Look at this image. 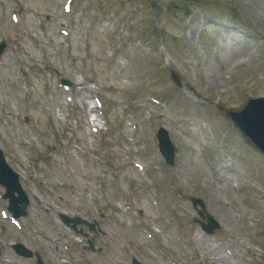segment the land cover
<instances>
[{
    "label": "rangeland",
    "instance_id": "obj_1",
    "mask_svg": "<svg viewBox=\"0 0 264 264\" xmlns=\"http://www.w3.org/2000/svg\"><path fill=\"white\" fill-rule=\"evenodd\" d=\"M173 1L179 2L78 0L79 3H84L85 7L87 4L91 5L92 14L96 9L102 8L114 17L115 23L109 28L110 35L115 41L118 56L123 57L127 63L121 72L117 65H107L103 60L102 47L91 21L76 18L71 41L65 42L62 39L59 35L63 22L61 0H19L18 8L22 19L19 29L14 28L9 21L8 12L14 5L8 0H0V39H5L11 44V54L0 63V139L5 143H13L24 154L18 155L13 161L20 160L24 163L21 169L26 178L34 175L35 181L31 190L39 193L37 196L45 206L49 204L44 200L52 203L55 200L54 194H64V181L68 176L76 180L77 186L82 189L84 168L82 160L73 149V145L79 143L89 151L99 152L108 163H112L117 170L116 176L122 178L127 187L131 185L132 197L141 198L137 199L140 200L138 205L148 208L149 204L144 198L146 192L135 185L138 182L135 172L130 168L129 159L114 144L121 131H128L127 125L124 124L127 121L124 109L130 105L143 123L141 137L146 141L150 152L154 145L150 138L159 125L172 131L174 142L178 146L179 155L175 170L161 167L152 154L145 158L158 179L169 182L176 190L180 189L182 194H190L191 188H197L201 184L211 188L213 194H205L210 210L228 225L227 232L231 236L227 241L228 246L240 248V253L235 252L233 258H226L223 249L226 241L214 238L210 247H214V244L220 247L213 255H207L209 263L212 264L216 261L214 258H217L220 260L216 264H264V218L258 215V211L240 205L227 172H219L214 167L210 169L203 163L202 155L196 147L206 136L214 145L223 139L224 134H218L216 130L217 122L211 119L215 115V108L194 98L189 91L179 90L170 81L168 73L169 70L176 71L185 87L190 85L198 97L227 108L237 109L249 96L263 95L264 0H203L211 7L228 10L241 25L250 27L251 39L247 44L233 40L231 33L218 32L217 28L211 29L212 38L200 35L201 26L196 18L188 24L190 18L183 16ZM151 21L155 24L156 33L148 31L146 39L153 44L162 39L166 41L169 65L163 61L154 62L152 56L137 51L132 43L134 33L149 27ZM191 30L192 41L189 37ZM204 40L210 42L205 43ZM15 59L24 64V75L32 86L28 105L20 100L21 95L14 88L18 85L19 77ZM53 67L63 69L66 76L77 84L89 81L84 83L87 87L84 97L95 93L106 96L108 117L114 122L116 129L109 133L107 143L103 147L96 143L93 148L89 145V137L82 125L79 108L66 110L55 101L54 94H57V91L54 87ZM124 77L132 83L128 89L121 85V79ZM143 85L144 91L141 93L138 89L143 88ZM145 93H153L165 99L172 107L168 115L158 111L159 116L155 118L153 130L148 122H143V110L148 109L143 100ZM59 108L64 117L68 116L64 122L60 121L64 132L65 151L57 161H51L46 158L50 152L46 150L44 139L46 135L49 139H54L50 134V122H56L52 111ZM27 119L28 123L33 122V127H40L37 133H31L22 125ZM221 129L237 134L234 127L224 119L221 120ZM61 131L59 128V135ZM225 140L232 141L230 138ZM22 142L26 148L20 145ZM52 144L55 145L56 142L53 141ZM2 146L9 155H15L11 149L12 145ZM67 148L71 151H67ZM239 152L242 154L241 150ZM228 156L232 157L231 161L238 171L241 166L236 152L220 154L217 162L224 167L223 161ZM250 156L264 161L254 149L251 150ZM157 167L160 168L159 171ZM256 167L258 184V180L264 177V172L261 166ZM43 187L47 191L51 188L52 195L42 191ZM165 189V199L172 200L168 187ZM260 197H264V190L258 192L255 200L258 201ZM218 198L221 201H218ZM149 217L152 218V215ZM156 225L162 226L158 222ZM164 240L170 252L177 253L180 250L182 264H192L190 257L193 254L185 242L179 246L174 243L172 231L165 234ZM140 241H145V238L134 234L131 242L138 244ZM248 247L261 251L263 260L251 252H248L251 257L244 256L242 253H245ZM136 248L140 253L137 245ZM149 253L151 262L166 264L153 256L150 246Z\"/></svg>",
    "mask_w": 264,
    "mask_h": 264
}]
</instances>
